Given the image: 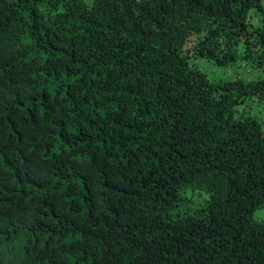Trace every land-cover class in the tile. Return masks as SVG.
<instances>
[{"label": "trees", "instance_id": "obj_1", "mask_svg": "<svg viewBox=\"0 0 264 264\" xmlns=\"http://www.w3.org/2000/svg\"><path fill=\"white\" fill-rule=\"evenodd\" d=\"M194 58L264 70V0H0V264H264V78Z\"/></svg>", "mask_w": 264, "mask_h": 264}, {"label": "rangeland", "instance_id": "obj_2", "mask_svg": "<svg viewBox=\"0 0 264 264\" xmlns=\"http://www.w3.org/2000/svg\"><path fill=\"white\" fill-rule=\"evenodd\" d=\"M260 18L258 12H250V21L256 23ZM193 61L196 65L203 70L207 76L214 81L228 80L234 78L241 79H255L264 78V70L258 66H252L248 63L236 61L229 65H217L204 58H194ZM237 114L249 113L256 117L260 122L261 128L264 131V99H258L256 97L245 98L243 103H240L237 108ZM188 203L193 205L203 200V192L196 189H187L182 192ZM253 218L256 220L264 221V206L257 208L253 212Z\"/></svg>", "mask_w": 264, "mask_h": 264}]
</instances>
